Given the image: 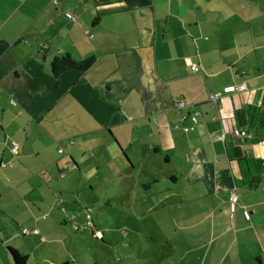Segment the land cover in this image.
Returning a JSON list of instances; mask_svg holds the SVG:
<instances>
[{
  "label": "crops",
  "instance_id": "1",
  "mask_svg": "<svg viewBox=\"0 0 264 264\" xmlns=\"http://www.w3.org/2000/svg\"><path fill=\"white\" fill-rule=\"evenodd\" d=\"M66 55L96 62L56 81L51 63ZM133 183L150 212L175 203L178 260L222 264V239L240 250L238 236L264 253V0H0V264H16L12 250L25 264L108 263L84 246V232L116 242L86 228L83 192ZM163 236L154 252L174 264Z\"/></svg>",
  "mask_w": 264,
  "mask_h": 264
},
{
  "label": "rangeland",
  "instance_id": "2",
  "mask_svg": "<svg viewBox=\"0 0 264 264\" xmlns=\"http://www.w3.org/2000/svg\"><path fill=\"white\" fill-rule=\"evenodd\" d=\"M158 174L161 177V183L157 190L161 193H159L158 198H162L161 196L165 197V191L170 186L168 183H163L165 174L160 171ZM133 185L134 183L130 189H121L118 191L117 189L109 190L106 186L96 187L95 184L93 192L90 190L89 185H86V189L83 192L84 198L86 199L88 197L89 202L95 207L92 212L90 210H88V212H84L83 215L85 216H83V218L86 219V215H89L91 217V221H94L98 225V230L100 231L105 230V228H111L112 236L107 239L115 241L116 244L115 249H112L111 246H103L101 238L96 240V237L93 238L89 233L84 232L82 234H85V248H89L91 244L98 245L99 249H96V246L93 245L96 249L94 251L97 252V255L101 257L103 256L104 258L102 259H104V261L108 260V263L105 264H111V262H113L112 264H163L159 261V253L154 251H159L163 245L161 242L165 238L163 235L166 236V234H168L169 236H172L173 241L170 244L171 246L165 244L166 248H164L165 250L161 255V259L164 258L163 261H168V258L172 257L174 258V261L177 258V262H174V264H198L196 260L190 263L187 256L184 260H182L183 258L178 260L182 254H172V252H170L172 249H178L176 246H179V248L182 249L185 243L183 242L184 238H182V234L179 233L180 235L177 237L173 234V230L176 228L174 226L175 203L165 206L163 204H159V206H157V211L151 210L153 212H150L148 210L151 208L153 209V206L150 204L152 194L145 195V192L147 191L144 188H141L140 186L133 188ZM162 191L164 192L162 193ZM114 196L115 200L110 203L109 198ZM138 201L147 203L145 205H138L135 207V204ZM155 201L156 200H153V202ZM163 203L165 204V202ZM238 205L239 204H237V206ZM83 227L84 226H80L81 229H84ZM22 238L23 237L19 233L17 240L21 241ZM233 238L234 237L229 238L228 240L222 239L221 241V250L223 252H220V257L224 258V262L222 264H248L244 261L247 258H251L253 260V264H259L257 258H262L264 253L255 255L254 246L249 243L251 241H246L245 238L238 236L236 237L237 240L239 243H242L239 250L236 247L237 244L235 246L231 243L228 244V241H233ZM27 239L32 240L31 237H27ZM191 239L198 240L195 237ZM126 244H131V248H128ZM224 245L225 248L223 247ZM108 249L110 253L108 252ZM238 251L241 256L239 258H235L236 253L238 255ZM93 253H90L89 250L84 251V255L87 254V256L88 254L93 256ZM199 254L200 252L197 251V253L195 252L193 256H200ZM191 255L192 254H190V256Z\"/></svg>",
  "mask_w": 264,
  "mask_h": 264
},
{
  "label": "built area",
  "instance_id": "3",
  "mask_svg": "<svg viewBox=\"0 0 264 264\" xmlns=\"http://www.w3.org/2000/svg\"><path fill=\"white\" fill-rule=\"evenodd\" d=\"M53 3L55 5H57V1H53ZM66 17L68 19H71V20H74L73 16L71 14H66ZM191 70L193 73H198L200 72V67L199 66H191ZM246 88L245 84H242L240 86H238L237 88L234 87V90L235 91H242ZM210 101L216 105L217 104V98L213 95L210 96ZM191 108L193 106H190ZM174 108L176 110H183L185 108H189V105H187L184 101H175L174 102ZM199 116H200V113L196 112L195 110H193V112L190 114V115H187V116H181L180 118V122H184L186 121V119H190V126H185V127H182V130L185 131V132H188V131H191L194 129V127L197 125L198 123V119H199ZM235 136L237 137H240V138H245L247 137V133L245 131H240L238 129H234L233 132H232ZM17 150V146L14 145L13 146V152H16ZM64 150L63 149H60L59 150V153H63ZM230 200L232 202V204H236L237 201H238V195H237V192H236V189H234L231 193H230ZM64 201L63 200H55L54 201V204L55 205H63ZM87 218V223H86V228L91 230L93 228V222L91 221V217L89 215L86 216ZM73 228L75 230H79V227L77 225H74ZM32 233L34 234H38V230H34ZM23 234L27 235V234H30V232L27 230V229H23Z\"/></svg>",
  "mask_w": 264,
  "mask_h": 264
},
{
  "label": "trees",
  "instance_id": "4",
  "mask_svg": "<svg viewBox=\"0 0 264 264\" xmlns=\"http://www.w3.org/2000/svg\"><path fill=\"white\" fill-rule=\"evenodd\" d=\"M96 59L94 57L76 61L71 56L66 55L62 58H57L52 61L51 67L54 78L56 81L59 80L60 76L68 70H78L81 72L88 71L95 64ZM11 255L15 258L16 264H25L26 257H19L15 251H11Z\"/></svg>",
  "mask_w": 264,
  "mask_h": 264
}]
</instances>
